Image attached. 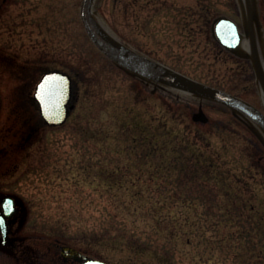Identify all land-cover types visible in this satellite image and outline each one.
<instances>
[{"label": "rangeland", "instance_id": "374dc122", "mask_svg": "<svg viewBox=\"0 0 264 264\" xmlns=\"http://www.w3.org/2000/svg\"><path fill=\"white\" fill-rule=\"evenodd\" d=\"M54 1L60 3L61 12L51 31L42 26L43 31L28 40L27 28L19 29L18 34L23 32L20 40L7 29L0 30V53H16L15 57L0 54V205L6 195L17 199L16 222L11 225L35 233L38 249L69 243L110 264H172L155 250L140 248L134 253V245L139 246L148 233L165 236L179 231V249L190 259L194 247L187 242L184 227L190 228L182 227V217L178 222L160 224L146 212H129L127 217L140 232L135 238L139 241L123 233L105 238L84 228L108 215L97 205L98 192L91 191L96 182L82 179L81 123L92 120L100 137L112 136V147L126 155L133 151L135 158L133 149L142 147H134L129 134L140 133L135 128L130 131L128 125L138 122L144 130L150 121L158 126L162 116H175L186 121L182 129L192 125L208 139L199 141L197 147L207 152L205 145L210 141L223 151L224 167L257 173V187L263 194L264 135L258 128L249 130L221 104L202 102L165 87L155 89L152 82L134 81L118 71L86 32L80 13L83 0ZM257 8L264 33V0H258ZM95 9L114 35L141 52L197 80L214 82L264 112L263 92L251 59L223 47L214 31L220 16L234 19L243 29L238 0H97ZM54 68L72 75L75 107L64 125L48 127L40 124L30 94L42 74ZM160 138L161 142L164 137ZM42 156L49 160L47 173L34 174L30 169L39 166ZM136 161L133 165H142ZM105 182L102 185L107 187L110 179L106 177ZM81 183L86 189L83 194ZM131 185V190L120 191L117 197H135L136 188ZM136 187L143 189L139 182Z\"/></svg>", "mask_w": 264, "mask_h": 264}, {"label": "trees", "instance_id": "16d2710c", "mask_svg": "<svg viewBox=\"0 0 264 264\" xmlns=\"http://www.w3.org/2000/svg\"><path fill=\"white\" fill-rule=\"evenodd\" d=\"M32 106L39 115L36 104L32 102ZM160 120L161 125L150 121L144 130L138 122L128 125L130 131L135 128L140 133L137 136L134 132L132 136L129 134L130 141L135 142L134 147H142L133 149L137 154L135 158L133 151H127L126 155L123 150L112 147V136L100 137L92 128L97 126L92 120L81 123L82 179L96 182L91 191L98 192L97 205L108 215L107 218L103 214L102 219L85 224L84 228L93 229L105 238L123 233L139 241L135 238L140 232L136 222L127 217L129 212H146L160 224L178 222L177 218L182 217V227L186 224L190 228L184 227V233L189 234L187 242L194 247L190 259L179 249V231L165 236L157 231L148 233L142 242L146 247L142 243L134 245V253L140 248L155 250L172 264H264V194L257 187V173L252 169L242 172L224 167L223 151L210 141L205 145L207 152L197 147L199 141L204 143L208 139L192 125H188V130L182 129L185 120L168 114ZM39 122L42 123L41 118ZM160 137H164L161 142ZM101 144L108 148L103 149ZM136 159L142 165L136 166ZM48 162L42 156L39 166L30 170L42 174ZM106 177L110 182L104 187ZM137 182L143 189H137ZM131 184L136 188L133 190L135 197L118 198L120 191L131 190ZM84 191L81 183V194Z\"/></svg>", "mask_w": 264, "mask_h": 264}, {"label": "water", "instance_id": "95a60500", "mask_svg": "<svg viewBox=\"0 0 264 264\" xmlns=\"http://www.w3.org/2000/svg\"><path fill=\"white\" fill-rule=\"evenodd\" d=\"M95 2L96 0H83L81 6L83 24L92 42L117 66L154 83L156 89L159 86H165L182 93L191 94L202 100L224 104L231 108L236 115L246 119L251 127L252 125L258 127L264 135V112L258 107L226 90L194 79L123 42L101 22L94 8ZM252 18L257 17L253 15ZM215 30L217 38L225 47L244 57H251L250 52L243 50L245 36L235 21L222 17L217 21ZM245 32L247 36L249 34L253 35L248 27H246ZM254 41L253 37L247 41L252 52L256 51ZM253 60L259 77L263 68H261L259 60L255 58ZM34 98L39 104L45 124L49 126L65 124L71 110L74 108V105L71 104L73 99L71 76L60 70L45 72L36 86ZM1 107L2 97L0 94V111ZM3 208L4 213H0V221L4 237H6L7 219L15 214L16 201L11 196L4 197ZM62 252L66 256L81 260V264H108L103 260L91 258L70 245L62 246Z\"/></svg>", "mask_w": 264, "mask_h": 264}, {"label": "flooded vegetation", "instance_id": "af4514ba", "mask_svg": "<svg viewBox=\"0 0 264 264\" xmlns=\"http://www.w3.org/2000/svg\"><path fill=\"white\" fill-rule=\"evenodd\" d=\"M59 6L60 3L54 0H0V30L7 29L11 36H19L22 40L23 32L18 34L19 29L27 28L30 37L27 38L31 40L38 30L43 31L42 26L48 27L47 31L52 30L57 22L56 16L61 12ZM0 54L4 57L16 55L15 52L4 51ZM15 222V218L10 220V223ZM0 234L2 237L1 227ZM34 234L26 227L10 225L8 243H1L0 264H81V260L63 255L62 245H47L38 249L33 241ZM78 250L81 252V248Z\"/></svg>", "mask_w": 264, "mask_h": 264}, {"label": "bare ground", "instance_id": "6f19581e", "mask_svg": "<svg viewBox=\"0 0 264 264\" xmlns=\"http://www.w3.org/2000/svg\"><path fill=\"white\" fill-rule=\"evenodd\" d=\"M241 6V13L244 17L247 27L252 31L253 35H249V38H254L255 50L252 52L251 56L260 61V65H264V33L259 27L257 18H252V16L257 15V0H238ZM262 72L259 76V81L264 87V66L261 67ZM264 101V95H263Z\"/></svg>", "mask_w": 264, "mask_h": 264}]
</instances>
